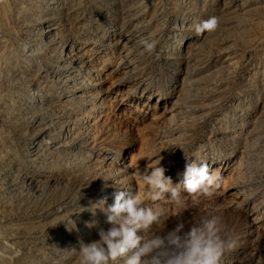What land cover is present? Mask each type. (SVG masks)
<instances>
[{
    "label": "rangeland",
    "instance_id": "374dc122",
    "mask_svg": "<svg viewBox=\"0 0 264 264\" xmlns=\"http://www.w3.org/2000/svg\"><path fill=\"white\" fill-rule=\"evenodd\" d=\"M148 1L0 0V264H76L110 227L93 205H112L117 187L144 198L131 173L158 154L179 184L180 148L234 163L211 199L160 202L157 232L218 216L238 240L225 264H264V2ZM213 16L218 29L197 36ZM182 19L191 29L168 32ZM176 38H192L190 56ZM152 98L174 104L151 111Z\"/></svg>",
    "mask_w": 264,
    "mask_h": 264
},
{
    "label": "clouds",
    "instance_id": "9594fccd",
    "mask_svg": "<svg viewBox=\"0 0 264 264\" xmlns=\"http://www.w3.org/2000/svg\"><path fill=\"white\" fill-rule=\"evenodd\" d=\"M218 27L215 16L193 25L197 36L214 33ZM139 43L148 54L156 52V40L145 37ZM180 149L189 162L179 184L174 185L166 175L164 157L158 154L146 158V169L142 171L138 164L131 173L145 185L144 198L115 184L119 190L112 205H107V197L93 205L105 213L110 227L99 230V240L81 242L76 264H225L238 240L227 232L218 216L202 218L190 227L178 222L164 234L157 232L165 215L160 202L187 208L189 200L195 206L201 199H211L220 188V177L207 161L193 160Z\"/></svg>",
    "mask_w": 264,
    "mask_h": 264
},
{
    "label": "bare ground",
    "instance_id": "6f19581e",
    "mask_svg": "<svg viewBox=\"0 0 264 264\" xmlns=\"http://www.w3.org/2000/svg\"><path fill=\"white\" fill-rule=\"evenodd\" d=\"M148 1V0H147ZM158 1V0H149L148 2H146V5L148 8L150 9H153L154 8V3ZM258 1H262L264 2V0H258ZM140 2V1H139ZM180 2V1H179ZM261 2V3H262ZM144 3V2H143ZM188 3V2H187ZM187 3L184 2V1H181L180 2V5H185L184 7L186 8L187 6ZM156 4V3H155ZM184 10V9H183ZM174 23V22H173ZM193 24L191 22H189L187 19H182L179 21V26L178 28L176 27L175 29L174 28H168L170 31V33H173L175 32V30H183V31H188L189 29H191V26ZM57 29H55L56 31ZM166 30V28L164 29ZM54 32V24L53 25H48L45 29V33L48 34V35H51V33ZM177 34V33H176ZM181 34V33H179ZM173 35V34H172ZM181 36V35H180ZM179 37V36H178ZM171 38V37H170ZM122 39V38H121ZM177 39V38H176ZM178 40V39H177ZM176 40V41H177ZM173 45H176V44H173ZM193 40L192 38L190 39H187V38H184V39H181V40H178L177 42V49L181 52V53H184L188 56L191 55V52H192V49H193ZM87 48V45L86 44H83V43H77L76 46L73 48V52H78L79 54L84 52L85 49ZM164 54V53H162ZM168 55V54H167ZM177 78H180V74L178 76H176ZM174 104V101L171 99V98H168V99H161V98H158V99H155V98H152V99H148L146 102L144 101V106H147V108L152 111V108L157 112L159 110H162L163 108L165 109L166 106H169V105H173ZM150 112V111H149ZM149 116L151 115V112L148 114ZM42 148V147H41ZM131 153V152H130ZM124 159V158H123ZM123 164H125V160L122 161ZM209 163V166L211 169L215 170V172L217 173V175L220 177V180L221 179H224V174L226 172V169H227V166L228 168L231 167V165L234 163V161H231L229 163H227L226 165L224 166H220V167H217L215 168L214 166H212V163L208 162ZM244 194V193H243ZM240 191L234 195L235 198H237V200L239 201H244L245 200V195H243ZM227 198V197H226ZM229 199V198H227ZM233 204V203H232ZM257 220L255 219L254 222H256ZM258 222V221H257Z\"/></svg>",
    "mask_w": 264,
    "mask_h": 264
}]
</instances>
